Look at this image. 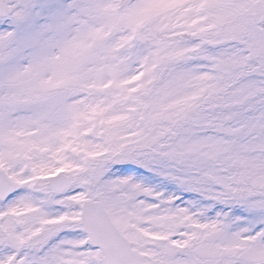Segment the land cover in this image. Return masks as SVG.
<instances>
[{"label": "snow or ice", "instance_id": "6c2138e0", "mask_svg": "<svg viewBox=\"0 0 264 264\" xmlns=\"http://www.w3.org/2000/svg\"><path fill=\"white\" fill-rule=\"evenodd\" d=\"M0 264H264V0H0Z\"/></svg>", "mask_w": 264, "mask_h": 264}]
</instances>
